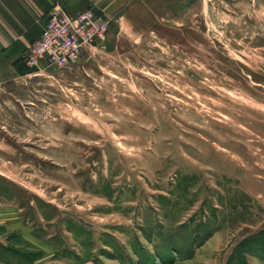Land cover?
Returning a JSON list of instances; mask_svg holds the SVG:
<instances>
[{"label":"rangeland","instance_id":"1","mask_svg":"<svg viewBox=\"0 0 264 264\" xmlns=\"http://www.w3.org/2000/svg\"><path fill=\"white\" fill-rule=\"evenodd\" d=\"M24 3L55 5L0 0L1 38ZM115 6L0 83V264H264V0Z\"/></svg>","mask_w":264,"mask_h":264},{"label":"built area","instance_id":"2","mask_svg":"<svg viewBox=\"0 0 264 264\" xmlns=\"http://www.w3.org/2000/svg\"><path fill=\"white\" fill-rule=\"evenodd\" d=\"M109 25V19L96 8L70 12L55 4L40 34L28 45L24 61L35 70L42 65L69 66L105 39Z\"/></svg>","mask_w":264,"mask_h":264},{"label":"crops","instance_id":"3","mask_svg":"<svg viewBox=\"0 0 264 264\" xmlns=\"http://www.w3.org/2000/svg\"><path fill=\"white\" fill-rule=\"evenodd\" d=\"M134 1L138 2V0ZM51 2L63 6L70 12L82 10L91 5L98 7L97 9L105 13L117 9L116 0H51ZM22 12L27 20L26 24H22L23 29L11 38L0 37V83L3 84L7 83L10 78H25L30 75L27 70L22 68L21 61L28 45L40 34L44 24L45 16L41 14L42 12H33L25 3L22 5ZM0 217L9 220L10 212L3 211Z\"/></svg>","mask_w":264,"mask_h":264},{"label":"trees","instance_id":"4","mask_svg":"<svg viewBox=\"0 0 264 264\" xmlns=\"http://www.w3.org/2000/svg\"><path fill=\"white\" fill-rule=\"evenodd\" d=\"M23 60H24V57H23ZM25 62V61H24Z\"/></svg>","mask_w":264,"mask_h":264}]
</instances>
